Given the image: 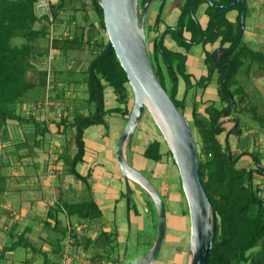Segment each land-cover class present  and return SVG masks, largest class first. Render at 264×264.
<instances>
[{
  "label": "trees",
  "instance_id": "16d2710c",
  "mask_svg": "<svg viewBox=\"0 0 264 264\" xmlns=\"http://www.w3.org/2000/svg\"><path fill=\"white\" fill-rule=\"evenodd\" d=\"M70 1L72 4L75 3L71 9L67 0H59L57 5H51L49 13L39 16L35 9L37 0H0V203L9 189L8 182L11 176L7 174V170L16 165L27 169L36 167L35 158L42 150L45 151V142L50 140L48 134L53 132L51 122L55 131L67 138L65 139L67 144L58 154V161L63 162L60 176H73L75 180L81 182L84 192H87L86 196L80 199L69 200L62 190L58 192L55 201L51 200L52 197L47 199L45 197L48 202L47 213L42 222L47 229V238H44L43 242L50 246V250L35 245L29 239L27 234L32 230V226L28 224L22 235H16V240L1 250L0 264H3L8 252H14L19 247L27 249L33 255H42L44 258L42 264H54L62 257L63 242L71 228L61 215L67 219L76 216L88 222H95L102 217L100 206L90 195L93 185L89 178L92 173L84 175L78 169V165L84 162L87 151L84 135L88 128L96 124L108 127L104 117L106 114H120L124 119L130 114L132 90L127 73L115 51L111 49L108 37L100 33V29L106 31L100 2L91 0L89 4L96 24L88 13L86 2ZM232 1L216 0V3L225 4ZM251 3L252 1L248 0L246 21L247 16L252 15ZM240 7L238 4L224 9V13L232 9L237 12L235 19L228 21L209 6L207 13L210 20L205 31L208 38L220 36L222 45H234L240 28ZM67 11L74 12V18L69 19L68 23L70 25L74 22L75 26L70 28L69 34L56 36L52 48L66 53L71 50L89 49L91 59L85 69L69 71L68 75L63 76V70L56 71L52 89L47 80V70H40L37 64L42 62L44 56L49 55L50 18L62 21ZM79 11H83L80 18L76 16ZM187 12L194 29L193 34L198 37L197 25L189 11ZM84 22L89 23L88 27ZM16 39L19 43L14 42ZM42 40L47 41L45 46L42 45ZM166 55L169 76L176 89L179 82L183 81L186 82L188 91L191 80L190 75L186 73L185 57L179 54ZM223 57H229L233 61V68L225 85L227 87L234 85L231 94L236 98L233 110L225 114H231L232 111L242 113L246 111L244 104L248 101V95L245 83L242 84L239 78L242 71L249 75L254 65L264 68V53L245 43L242 36L239 46L232 53H225ZM38 70H40L38 80L30 77V73ZM72 73L74 77L71 78ZM224 73L221 72L220 75ZM59 83L63 84L61 88ZM70 85H74L77 90L79 87L81 91H78L73 99H69L70 101L67 100L68 112L60 122L40 120L33 112L29 116L23 114L25 105L44 102L47 94L50 97L48 92L50 88L51 94L52 90L56 92L52 99L65 101L66 88ZM108 86L113 89L119 105L107 110L104 94ZM220 91L227 97L222 87ZM196 109L197 106L193 105L194 119L190 125L196 141L200 142L197 147L199 174L217 217L216 236L207 264H264V189L261 187L263 183L257 182L258 179L255 177L256 174L264 176V170L259 165L255 168L238 164L244 154L232 150L230 137L242 136L244 129L241 123L230 132L228 139L223 138L220 141L217 137L225 133L226 129L220 127L216 131V122L213 124L210 120L195 119ZM218 110L217 107L211 108L213 115H216ZM253 111L255 112V109ZM10 124L25 127L24 136H15L13 130H10ZM69 132L72 133L71 138L67 136ZM144 155L153 161H159L162 158L160 142L154 140L150 143ZM24 160L27 163L24 164ZM58 189L60 190V187ZM72 236L78 237L75 233ZM117 239V230L111 232L101 230L95 239L89 237L77 239L76 244L82 245L87 252L91 251L97 260L103 263L120 264V256H116L120 251ZM30 262L31 259L25 261L26 264Z\"/></svg>",
  "mask_w": 264,
  "mask_h": 264
},
{
  "label": "rangeland",
  "instance_id": "374dc122",
  "mask_svg": "<svg viewBox=\"0 0 264 264\" xmlns=\"http://www.w3.org/2000/svg\"><path fill=\"white\" fill-rule=\"evenodd\" d=\"M86 2L87 7H88V13L92 17V21L96 22V19L92 13L91 7L89 6L91 0H83ZM252 0H250L251 2ZM257 4L259 3V0H255ZM69 2V9L73 8L75 6V3L72 4L70 0H67ZM59 3V0L55 2L54 5H57ZM81 6H79L80 8ZM157 7V4H155V7ZM262 10L261 13L263 12V15L259 16V12L256 11L254 15H248L247 16V25L243 34V41L247 43L248 45L252 46L253 48L264 51V31H257V26L253 23V27L251 25V19L253 18L254 22L257 23L259 21L264 20V5H261ZM68 9V10H69ZM75 14L72 11H67L63 15V22L62 21H54L53 20V28H52V23L50 22L49 25V32L51 30L55 31L56 36H61V35H67L69 34L70 28L74 27L75 24L72 22V24L69 25L68 21L69 19L72 20ZM83 15V11H79L76 13V16L80 18ZM79 21H81L79 19ZM84 25L88 27L89 23H85ZM90 27V26H89ZM71 28V29H72ZM252 28L253 34L250 35L249 39L247 37L248 34V29ZM100 33L103 36H107V32L103 31L100 29ZM251 32V33H252ZM49 37V36H48ZM50 41V40H49ZM15 43H19V41L16 39L14 40ZM42 45L45 46L47 41L42 40L41 41ZM45 50V48H43ZM197 48L194 47L191 49V51H195ZM49 50V55H53V59L51 62V70H50V79L48 77L49 85L52 88L53 85V79L56 74V71L63 70L64 75H68L69 71H79V69H85L87 67V64L89 60L91 59V53L89 49H84L83 51H76V50H71L68 53L64 52L63 50L59 49H53ZM41 63L37 64V67L40 70H47L48 68V63H49V56L47 57L44 56L42 59ZM192 60H188L187 63H189ZM258 66L259 65H254V68L251 70L249 75H246L245 77V83L249 86L250 88L248 89L250 91V101L248 98V101L246 104H244V107L246 111H243L242 113H236L234 116L238 117L241 119L240 123L243 126L244 131L251 132L252 135L249 137H230V141L232 144V149L233 151H239L240 153H243L244 155L240 158L238 164L243 165L247 167H258L261 166L262 169H264V74L262 76L263 81L258 83ZM33 72L30 73V77H32L35 80L39 79V72ZM48 72V71H47ZM242 76V75H241ZM74 77V73H72L71 78ZM162 80L164 81L166 85V89L169 91V86H170V79L166 71H164V77H162ZM240 80V79H239ZM183 83V81H182ZM245 84V85H246ZM63 84L59 83V88L62 87ZM130 86V85H129ZM51 88L49 89V95L50 97L46 96L44 99V102L41 101L40 103L38 102L37 104L32 103V104H27L23 108V114L26 116H29L32 112L35 114L36 117L40 118V120H49V121H58L60 122L64 116H66L68 112V101L69 99H73L77 94L78 91H81L78 87V90L74 87V85H70L66 88V96L67 99L64 101L59 100V99H52L51 97L55 94L56 92L52 90L51 94ZM131 88V87H130ZM53 89V88H52ZM131 90V89H130ZM105 108L112 109L117 107L119 104L117 102L116 96L113 92V89L110 88L109 86L105 90ZM131 95V100L129 102V107L130 110L132 108L133 104V92L130 91ZM70 101V100H69ZM35 104V105H34ZM251 108L255 109V112L250 110ZM149 111L146 110L144 112L145 117L143 118L142 126L140 130H138L134 137L131 140L130 145H128L131 148V146H138L141 140L143 138H146V140H150L152 136V132L150 130V125L153 127V120L150 123L148 119V113ZM105 120L107 122V125L104 124H99V125H94L85 132V140L87 139H92L102 141V137L104 139L108 138V144H110V151L107 153L108 157L110 160H105L102 156L100 157L101 162L105 165L106 170H113V167L116 166V155H115V150L117 146L118 139L126 125L125 119L123 118L122 115L120 114H106ZM10 130H13V133L15 136H24V129L25 127H19L14 124H10ZM51 127L55 129L54 124L52 122L50 123ZM226 126L225 129H229L235 125V123H229L225 124ZM17 126V127H16ZM155 126V125H154ZM51 128V129H52ZM156 131H158L157 126L155 127ZM22 131V133H20ZM54 132H50L48 134V138L50 139L49 141L45 142V151L42 150L38 156L35 158V162L37 163V168L36 170L33 168L27 169L30 174H32L31 177H34V174H38V171H42V173L38 176V178H33V180H25L24 174L25 170H23V167L21 168L20 165L12 166L7 170V174L11 176V179L9 180V185L11 187H20L22 189V195H31V193H36L38 195L43 194V198L40 199L41 203H44V199L46 197L50 198L52 197V201L56 200L58 197V192L63 191L65 196L71 200V199H79L83 196H86L87 192H84L83 190V185L81 187L80 182L75 180L73 176H63L61 177L58 171H61L63 162L58 161V154L63 151V147L66 143L65 137H63L61 134H58L55 130ZM154 133V132H153ZM72 133H68V138H71ZM254 135V137H253ZM223 140V137H221ZM197 147L199 146V141H196ZM87 144V142H86ZM75 149V148H73ZM167 147H164V152H167ZM94 150V149H93ZM93 150L91 147L88 146L87 144V156L90 157L91 154L93 153ZM126 153L127 151V146L125 149ZM106 152V151H102ZM104 154V153H103ZM253 155V156H250ZM167 156V155H165ZM169 159V162H171V165H166L165 162H162V164L154 163L152 165L153 169L151 170L150 165H148L149 170H147L144 167V164L142 162L143 157L141 156H135L131 154H127L126 159L130 164H134V167H140L144 173L147 174L149 178L152 179L153 183L155 186L158 188L160 191L162 198L165 202L166 206V213H167V233L165 237V242L163 243V246L161 247V250L158 254V257L160 260L156 264H164L167 260H169L172 257V262H169L167 264H189L191 253H190V244H189V214H188V205L187 201L185 198V194L182 189V184H181V177L177 168V165L173 164V159L170 157H167ZM253 160H252V159ZM166 159V157H165ZM252 160V162H250ZM60 162V163H59ZM86 162V158H85ZM148 162V160H147ZM149 162H152L149 160ZM24 164L27 163L26 160L23 162ZM59 163V165H58ZM82 164L78 165V169L80 170L82 168ZM60 167V168H59ZM59 168V169H58ZM38 170V171H37ZM26 172V173H27ZM26 177V176H25ZM258 181H261L264 184V176L262 175H257L255 176ZM60 179L59 181V186H57V180ZM20 181V182H19ZM32 181V182H31ZM19 182V183H18ZM111 185L115 186L117 188V196L119 197L118 200L124 202L123 204H119L115 212L108 211L109 202H105L102 204V208L104 211V215L101 218L102 220L105 219H111L114 217V223H116V228H119V231L122 233L120 235V241L117 239V241L120 243V251L116 254V256H120V264H130L135 261H138L142 257V253L145 252L149 246L151 245L152 242V234L155 232V224H156V214L151 211H147V209H154L153 205V200L150 197L148 193H146V196H143L145 199L146 203L144 205H140L138 207V211L145 217L147 218V221H144V230L141 231L139 235L136 234L135 230L132 229V226L130 224V221H128L127 217V208L125 207V198L121 193L124 192L125 188L123 184L118 183L119 181L114 179L111 181ZM109 184V183H108ZM24 187V188H22ZM27 187V188H26ZM60 187V190L58 189ZM264 187V185L262 186ZM31 189V192H30ZM32 189L35 192H32ZM99 193V192H98ZM137 195L134 194L132 196L133 202L134 198ZM14 200V201H13ZM18 200H15L13 198L10 199L9 207L6 208V212L10 213V219H5L4 217H0V228L4 226H8L9 228L11 227V223L15 221V217L19 216V218L22 217V212L24 211L21 203H17ZM24 203V202H23ZM45 204V203H44ZM41 204V208H36V211H39V213H42L43 215L47 213V205ZM26 205V203H25ZM146 205V206H145ZM145 206V212L143 211L142 207ZM112 207V205H110ZM27 213V212H25ZM61 217L64 219L66 222L67 217L64 215H61ZM146 220V219H145ZM70 226L69 228V235L63 242V247L65 242H70V239H74L73 244L77 243V239H83L89 236L90 231L85 229V223L88 225V221L78 219V217L74 216L70 218ZM8 222V223H6ZM15 226L17 229H22L25 224L24 223H16ZM68 226V225H67ZM152 227V228H149ZM123 227L125 230L128 231L127 234L120 228ZM37 228V230H36ZM35 231H39L43 228L40 227V224L36 226ZM44 233H40L39 236H34L32 235V242L36 243L35 240H33V237L35 239H39L37 243H42V238H45V233L47 232V229L44 227L43 229ZM73 233L77 234V238H74ZM47 234V233H46ZM41 237V238H40ZM128 237V239H125ZM136 237L138 238V244L135 242ZM145 242V249L141 252L140 250L142 249V246ZM34 243V244H35ZM77 245V244H76ZM173 245V247H171ZM40 246V245H39ZM1 253V249H0ZM91 255V254H90ZM89 259L93 258L92 256L88 257ZM27 259H31L30 264H42L44 261V258L42 255L37 254L33 255L32 253H29V251L25 248L19 247L15 253L13 254H7L6 258L3 260V264H26L25 261ZM95 259V258H94ZM164 261V262H163ZM95 264H103L101 260H96L95 259ZM111 264V263H108Z\"/></svg>",
  "mask_w": 264,
  "mask_h": 264
},
{
  "label": "water",
  "instance_id": "95a60500",
  "mask_svg": "<svg viewBox=\"0 0 264 264\" xmlns=\"http://www.w3.org/2000/svg\"><path fill=\"white\" fill-rule=\"evenodd\" d=\"M98 1L103 8L105 29L111 49L115 51L121 66L126 71L133 92L132 108L117 142L116 159L122 176L137 182L150 195L157 211V235L152 249L142 259L130 264H152L165 242L167 233L166 206L160 191L146 175L127 161L125 155L126 144L137 130L145 109L149 111L163 133L181 177L190 219L189 264H207L216 236V212L200 179L199 152L190 123L163 87L150 59L144 23L151 0H147L144 5L141 20L138 15V0ZM206 1L217 10L240 4V28L235 44L231 48L218 49V51L235 50L246 28L248 0H233L221 5L211 0ZM191 12L193 14V9ZM193 17L198 21L194 14ZM231 67L230 63L226 77ZM223 81L224 79L222 83ZM234 102V98L231 97L230 106Z\"/></svg>",
  "mask_w": 264,
  "mask_h": 264
},
{
  "label": "flooded vegetation",
  "instance_id": "af4514ba",
  "mask_svg": "<svg viewBox=\"0 0 264 264\" xmlns=\"http://www.w3.org/2000/svg\"><path fill=\"white\" fill-rule=\"evenodd\" d=\"M195 1L196 0H151L147 7L145 23H144L146 44L150 55V59L156 70L158 78L160 79L163 87L168 92L169 96L172 98L176 106L178 104L179 107L178 106L177 107L185 115L189 123L194 119L193 105L197 106L195 119L210 120L213 122V124L214 122H216L217 124L216 131H218L220 127L226 126L225 124L235 123V125L227 129L225 133L218 135L217 138L220 141H222L221 137L228 139L230 137V132L241 121L240 118L234 116L237 112L235 113L234 111H232L231 114H225L227 111L233 110V107L235 106L236 103V98L231 94V91H233V89L235 88L234 85H232L231 87H227L225 85V82L228 80L231 74L233 68V61L229 57L224 58L223 55L225 53H232L234 50L218 51V49L220 48H231L233 47V45H229V44L222 45L220 41L221 39L220 36L214 39L208 38L205 32L208 26V22L210 20V16L208 15L207 10L209 6L211 7L213 6L210 5L206 0H197L196 3ZM211 1L216 3V0H211ZM146 2L147 0H138V15L140 20ZM155 4H157L156 8H154ZM213 8L215 9V13L221 15L222 18L226 17L228 21L233 20L232 19L233 16L231 13L235 10L232 9L224 13V9L217 10L215 7ZM191 9H193V14L198 21H196L195 18L193 17ZM187 11H189V15L193 18V20L197 25V28L199 30L198 37L193 34L194 29L192 27L191 21L188 18ZM200 27L202 29V32ZM194 47H196L197 49L195 51H191V49ZM166 53L168 55L179 54L185 57L186 73L190 75V80H192L191 83L188 84L189 86L188 91H187L186 82L182 83V81L179 82V85L176 89L175 83L172 81V79L169 76V72H168L169 62L167 61ZM214 56H216V61H214ZM190 58H193L194 60L193 65L194 68L198 70L197 71L198 74L191 72V68H193V66L187 63L188 60H190ZM230 63L232 64V67L229 72V75L226 77ZM164 71L167 72L170 79L169 91L166 89V85L161 78V76L164 77ZM221 72H225V73L223 75H220ZM222 79H224L223 83H222ZM241 83L242 84L245 83L244 79L241 80ZM220 87H222L224 92L227 94V97H225L224 93L220 91ZM231 97H233L235 100L232 106H230ZM212 107H217L219 109L216 115L212 114L211 111ZM146 110L147 109H145V111ZM144 117L145 114L143 113V116L139 122V125L135 133L138 130H140ZM148 119L150 123H152L151 122L152 120L154 122L153 127H151L150 125V130L152 132L151 139L146 140V138H143V140H141L137 146L142 151L140 155H142L143 157L142 162L143 164L145 163L144 167L147 170H149L148 165H150L152 170L153 169L152 165L155 162L158 164H162V162H165L166 165H171V162H169V159L167 157L173 159V164L176 165L170 147L163 133L161 132L158 125L155 123V120L150 113L148 115ZM125 121H127V119H125ZM156 126L158 128V131H156L155 129ZM134 135L132 136V138L134 137ZM243 135L244 134H242L241 137H243ZM132 138L127 142L126 146L129 145ZM154 140L159 141L161 144L162 158L159 161H153L145 157L144 155V151L146 150L148 145L152 143ZM164 147L168 148L167 152H164ZM149 160L152 162H149ZM132 166L134 167V164ZM134 168L138 169L144 175L147 176V174L144 173L140 167H134ZM88 172L92 173V176L89 178V182L92 183L94 181L93 171L89 169ZM149 179L152 181L151 178ZM120 181L121 183L123 182V185L125 187L124 192L121 194L123 196L124 195L126 196L127 201L133 200L132 196L134 195V192H136V190H139L140 193L143 194V196H146V192L137 182L133 181L130 178L125 179L122 176V173H121ZM92 189L93 187H91L90 189V195L93 193ZM153 205H154L153 206L154 209H149L148 211L154 212L157 218L156 207L154 203ZM145 209L146 207L144 206L143 210L145 211ZM189 223H190V219H189ZM156 228H157V219H156ZM189 232H190V226H189Z\"/></svg>",
  "mask_w": 264,
  "mask_h": 264
},
{
  "label": "crops",
  "instance_id": "0c3cea01",
  "mask_svg": "<svg viewBox=\"0 0 264 264\" xmlns=\"http://www.w3.org/2000/svg\"><path fill=\"white\" fill-rule=\"evenodd\" d=\"M57 1L58 0H50L51 5L55 4V2H57ZM262 4L264 5V0H259L258 4H257V2L255 0H252V3H251L252 15H254V13H256V11L259 12V16L263 15V12L261 13V10H262L261 5ZM231 14L233 16L232 19L234 20L236 15H237V12L233 11ZM204 18H205V16H204ZM247 22H248V20H247ZM247 22H246V25H247ZM253 23L257 26V31H264V20L259 21L258 25H257V23H255L253 18H252L250 27L254 26ZM252 31H254V30H252V28L248 29V34H247L248 39H249L250 35L254 33ZM261 52L264 53V51H261ZM193 61L194 60L192 58V60L189 62V64H191L193 66V68H191V72H193L195 74H198L197 73L198 70L196 68H194ZM253 68H254V66H253ZM263 74H264V68H261V67L258 66V83L263 81V79H262ZM241 75L242 76L239 79H241V80L244 79V82H245L246 81L245 77H246L247 74L243 73V71H242ZM249 88H250V85L248 86L246 84L245 85V90H246L247 95H248L247 96V100L250 97V91L248 90ZM249 101H250V98H249ZM53 130H55V129L52 128V131ZM243 134H244L243 135L244 138H246V137L250 138V136L252 135V133L250 131L249 132L244 131ZM253 137H254V135H253ZM108 138L109 137L104 139L102 137V141L101 140L96 141V140H92V139H87L86 142H87L88 146L91 147L92 150L93 149L94 150H93V153L91 154L90 157L87 156V151H86V154H85V157H84V162H83L82 168L80 169L81 173L84 174V175L87 174L89 169L93 171L94 181L92 182V185H93L92 186L93 187L92 191H93V193L91 195H92L93 199L100 206V208L102 210V217L104 215V211H103L104 208H102V204H104L105 202L108 201L110 203L109 206H108V209H110V210H108V211H111V212H115L119 204H123L122 206H124V202L118 200L119 197L117 196V194L119 192H117V188L115 186L111 185V183H112L111 181H113L114 179L118 180L119 181L118 183H121V181H120L121 180V173L119 171V165H118L117 159H116V166H114L113 170H111V171L106 170L105 165L100 160V157L102 155H103L102 157L105 158L106 162H107V160H110L108 155H107V153L111 150L110 149V144H108ZM130 143H131V141H130ZM130 143H129V145H130ZM87 144H86V148H87ZM102 151H106V152H102ZM127 151H128L127 153L125 151L126 156H127V154H131V155H135V156L138 157V156H141L140 153H142V151L137 146H131V148L129 147V149H128V146H127ZM234 152L240 153L239 151H234ZM85 158H86V162H85ZM252 160H250V162H252ZM59 163H58V165H59ZM35 165H36V167H34V166H33L34 168L31 167V168H33V170L34 169L36 170V168H37V163L36 162H35ZM240 166H243V165H240ZM31 168H29V169H31ZM23 170H25V172L22 175V177L24 176L25 180H29V179L33 180V178L40 177V176H38V174L39 175L44 174V173H42V171H38L37 170L38 171L37 176H36V174H34V177H31L32 174L27 172L28 171L27 168H23ZM60 172L61 171H58V173H60ZM68 177H70V176H68ZM59 180L60 179L57 180V186H59V182H60ZM78 182H80V181H78ZM257 182H261V181L257 180ZM80 184H81V182H80ZM121 184H123V182ZM81 187H82V184H81ZM22 188H24V187H22ZM262 189H264V187H262ZM30 192H31V189H30ZM32 192H35V191L32 189ZM29 194L24 196V195H22V189L20 187H18V188L17 187H11L9 185L8 192H6V194L3 195L2 201L0 203V217H4L5 219L12 220L11 219L12 217H10L11 214L6 212V208L9 207V203L8 202L10 201L11 198H13L15 200H18L17 203H21L22 202V205H24V207H23L24 211L22 212V217L21 218H19V216L15 217L16 219H15V221L13 223H11L12 225H11L10 228L8 226H4V227L0 228V249L1 250L4 249L5 247H7L8 245H10L11 243H13L16 240V237H17L16 235H22V232H23L24 228L28 224L32 226V230L30 231V233L27 234L31 241H32V235L36 236V238H37V236H39L40 233H44L43 232L44 224H43L42 221L45 218V214L43 215L42 213H39V211H36V210L38 208H41V204L45 203L44 205H47L48 202L46 201V199H44V203H41L40 199L43 198V194L38 195L36 193L35 194L31 193L30 196H29ZM134 194L137 195L134 198L135 199L134 202H133V200L132 201H130V200L127 201L126 200V196H123L125 198V201H126L124 208H127V210H128L127 217H128V221H130L132 229L135 230L137 235H139L141 233V231L144 230L145 226H143V225H144V221L145 222L147 221V218H145L138 211V207L140 205H144L146 203V201L143 198V194H141L139 190H136V192H134ZM25 203H26V205H25ZM110 205H112V207H110ZM143 207H142V209H143ZM9 209H10V207H9ZM25 212H27V213H25ZM101 218H99L95 222H88V225L85 223V229L90 231V234L87 237H89L91 239H95L98 236V234H99V232L101 230H104V231H107V232H111L113 230H117L118 239H119L120 235H122V233L119 231V228L115 227L116 223H114V220H115L114 217H112L111 219H105V220H102ZM66 220H67L66 224H68V223L70 224V222H71L70 219H66ZM21 222L25 224V226L22 229H19V228L17 229V227L14 228L16 223H21ZM6 223H8V222H6ZM38 223L40 224V227L43 228V229H41L39 231H35V228L38 225ZM147 223H148V221H147ZM120 228L125 232V234L128 233V231L125 230L123 227H120ZM149 228H152V227L149 226ZM154 229H155V232L152 234V236H154V237H152L151 245L149 246V248L145 252L142 253V257H144L146 254H148L150 252V250L152 249V247H153V245L155 243L156 233H157L156 224H155V228ZM36 230H37V228H36ZM46 233H45V238H47V234ZM125 239H128V237H126ZM33 240L36 241V243L34 242L35 245H37V246L40 245V246H43V249L50 250V246L47 243L43 242V238L41 239L42 240L41 244L37 243L39 241V239L37 241V239H35L33 237ZM119 241H120V239H119ZM135 242L136 243L138 242V238L137 237L135 239ZM137 244L139 246V243H137ZM189 244H190V236H189ZM119 245H120V243H119ZM144 246H145V242H144V244L142 246V249L140 250L141 252L145 249ZM171 247H173V245H171ZM76 249H78L79 251H82L83 254H85L86 256H88V257L92 256L93 259L95 258L97 260V257L95 255H93V253L91 251L87 252L82 245H76ZM13 253H15V251L14 252H8L7 254H13ZM142 257L140 259H142ZM59 260L60 259H57L54 262V264H58ZM82 260H84V259L82 258ZM159 260H160V258L158 257L157 259H155V261L152 264H156ZM169 262H172V257L169 260H167L164 264H167ZM93 264H95V263H93Z\"/></svg>",
  "mask_w": 264,
  "mask_h": 264
},
{
  "label": "built area",
  "instance_id": "2783aa9c",
  "mask_svg": "<svg viewBox=\"0 0 264 264\" xmlns=\"http://www.w3.org/2000/svg\"><path fill=\"white\" fill-rule=\"evenodd\" d=\"M51 8V2L50 0H37L36 4H35V9L36 12L39 16L49 13ZM51 23H52V28H53V19L52 17L50 18ZM55 31L51 30L49 33V40H50V49L53 50L52 48V42L53 40L56 38L55 35ZM49 56V63H48V77L50 79V70H51V62L53 59V55H48ZM49 83V81H48ZM74 239H70V242H65L64 244V249H63V253H62V257L59 261L58 264H93L95 263V259L91 258L89 259L88 256H86L85 254H83L82 251H79L78 249H76V244H73ZM82 253V254H81ZM82 258L84 260H82ZM103 264H107V263H103Z\"/></svg>",
  "mask_w": 264,
  "mask_h": 264
}]
</instances>
